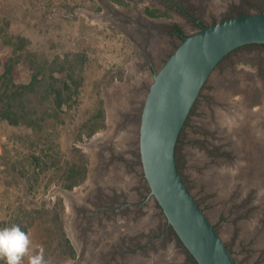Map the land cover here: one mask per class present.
<instances>
[{"label": "rangeland", "instance_id": "rangeland-1", "mask_svg": "<svg viewBox=\"0 0 264 264\" xmlns=\"http://www.w3.org/2000/svg\"><path fill=\"white\" fill-rule=\"evenodd\" d=\"M250 1L251 4L264 6V0ZM124 2L125 6H113L114 2L111 0H0V93L7 65L12 66L10 78L15 85L28 84L32 75L40 69L42 75H45L44 81H40L36 91L22 99L28 110L26 116L36 122V126L29 127L23 122L22 125L13 126L7 121H0V227L12 223L20 225L22 230L30 233L34 243L44 246L45 259L49 264H77V261L68 255L65 239H69L73 245L72 207L73 203L79 202L86 194L88 183L86 181L72 191L65 190L62 188L64 173L70 166L79 164L80 154L89 158L88 166L95 163L94 154L97 147H100L106 138L113 137L119 116L117 112V115L111 113V110L115 108L124 112L122 110L130 109L134 112L131 107L142 108L152 82V75H149L139 91H134L141 83L131 80L130 76L137 73L135 63L140 62L142 58L129 36L118 27L116 19L122 14H141L147 8H164V2ZM234 2L239 3L238 0H191L190 5L193 8L190 9L209 21L210 17L218 18L226 6ZM172 12L173 17L170 15L167 20L155 19L153 24H176L185 34L197 31L186 22L178 10L173 9ZM179 43L178 39L170 38L166 34L159 38L157 45L165 51L162 50L161 61H157L156 68L161 67ZM168 44H172V47ZM62 66L65 74L73 72L74 76L81 80L78 96L69 103L70 105L57 110L53 96L46 95L44 90L49 83L51 69L56 70L53 73L56 78H63V73L58 70ZM218 77L223 79V76H218V71L213 72L206 86L216 82ZM227 78L225 77L223 82L229 87L230 81ZM130 82L132 87L127 86ZM70 84L72 85L71 82ZM204 92L206 93L207 89ZM99 112L101 117L96 118ZM91 123L98 126V130L88 138L86 125ZM138 127L135 123L132 127L134 131L129 133L130 145L124 146L122 138L117 139L115 146L119 148L113 147L116 148V153L123 149L137 150ZM198 131L199 128L191 130L190 140L199 139ZM191 142L184 149L200 156L198 144ZM104 144L114 146L110 141H104ZM45 155L49 158L47 165L38 167L34 158H44ZM181 158L182 151L178 164L188 176L186 181L192 195L198 200L211 196L210 184H207L209 187H205L206 190L199 186L201 170L196 166H185ZM142 174L139 167L138 176L143 180ZM205 181L210 182L211 177ZM143 195L145 190L140 191V196ZM205 199L201 200V205L213 220V216L224 208L220 206L223 202L213 204V198L204 201ZM140 212L137 220L135 218L133 222H128L125 219L123 226L119 225L118 228V231L125 235H139L136 240L139 241L136 252L140 257L138 260L141 261L129 264H148L143 259L145 250L142 245L147 242V235L160 234L166 220L157 207L152 210L145 206ZM218 227L226 237L228 232L230 234L229 221H223ZM262 233L258 234L259 237L255 238V241H263ZM160 239H155L152 254L154 262L150 264L182 263L185 259L183 248L177 246L174 241L163 247ZM108 245L110 239L103 237L94 246L91 254ZM126 248L133 249L129 246ZM241 248L243 246H233L236 257H247L251 264L252 260L264 261L258 251L250 257ZM129 258L130 256H127V260H131ZM0 264L3 262L0 261Z\"/></svg>", "mask_w": 264, "mask_h": 264}, {"label": "flooded vegetation", "instance_id": "flooded-vegetation-1", "mask_svg": "<svg viewBox=\"0 0 264 264\" xmlns=\"http://www.w3.org/2000/svg\"><path fill=\"white\" fill-rule=\"evenodd\" d=\"M157 1L164 2V8H159L168 11L171 16L173 9L178 10L186 22L197 30L202 26H212L224 19L252 11L264 13L263 5L251 4L250 0H238V4L235 2L228 4L218 18L210 17L211 19L207 21L190 9L193 8L190 5L191 0ZM144 14L150 16L146 12ZM116 20L118 27L138 48L139 56L142 58L140 62L135 63L137 73H132L130 76L131 80L141 83L134 89L138 92L149 75L153 76L158 69L157 61H161V52L165 51L157 45L159 38L166 34L181 41L186 34L179 25L153 24L143 19L139 13L122 14ZM177 27L181 29V33L177 32ZM168 46L172 47V44ZM215 71H218V76H223V79L228 77L229 87L225 86L223 79L219 77L207 87V80L179 135L176 162L190 193L191 188L186 181L188 176L182 172L178 164L180 151L185 166H196L201 170V176L198 178L199 186L206 190L205 187H209L207 184H210L212 188L211 196L202 199L207 201L211 197L213 204L223 202L220 206L224 208L211 220L201 205L202 199L198 200L192 193L191 195L230 250L235 263L251 264L247 257H236L233 246H243L241 250L244 249L250 257L253 253L256 254L255 251L264 257V239L262 242L255 241V238L259 237L258 234L261 232L262 235L264 234V45L249 44L237 48L217 65ZM131 83L127 86L132 87ZM205 89H207L206 93ZM136 107H131L134 112L130 109L122 110L124 112L115 108L111 110V113L119 116L113 137L106 138L101 146L97 147L94 154L95 163L88 166L87 178L84 181L88 183L86 194L79 202L73 203L72 246L77 264H129L135 261L139 263L141 260H138L140 257L136 252L139 246V241L136 240L139 235H125L122 231H118L119 225L123 226L125 219L128 222H133L135 218L137 220L141 213L140 209L145 206L152 210L157 207L163 214L156 200L149 194L150 189L144 175L142 174V178L145 182L139 179V167L142 169L139 146L137 150L132 148L123 149L118 153L114 151L119 148L115 146L118 138H122L121 142L124 146L130 145L129 133L131 130L134 131L132 127L135 123L140 125L142 108ZM196 128H199L200 137L197 140H190L191 130ZM104 141H110L114 146L104 144ZM190 141L198 144L200 156L184 149ZM209 177L211 181H205ZM143 190L145 195L141 197L140 191ZM225 220L231 225L230 234L229 232L227 234V237H230L228 239L218 227ZM103 237L110 239V245L91 254L94 246ZM146 238L147 242L142 245L145 250L143 259L146 263L154 262L152 254L155 249V239L161 238L163 247L174 241L177 246L183 248L185 259L180 264H193L166 220L160 234H149ZM127 246L133 249L130 250L126 248ZM127 256H130L131 260H127ZM252 262L264 263L262 259Z\"/></svg>", "mask_w": 264, "mask_h": 264}, {"label": "water", "instance_id": "water-1", "mask_svg": "<svg viewBox=\"0 0 264 264\" xmlns=\"http://www.w3.org/2000/svg\"><path fill=\"white\" fill-rule=\"evenodd\" d=\"M264 45V13L237 15L186 34L152 76L140 115L139 154L150 196L196 264H236L186 187L176 162L179 135L204 85L232 51Z\"/></svg>", "mask_w": 264, "mask_h": 264}, {"label": "trees", "instance_id": "trees-1", "mask_svg": "<svg viewBox=\"0 0 264 264\" xmlns=\"http://www.w3.org/2000/svg\"><path fill=\"white\" fill-rule=\"evenodd\" d=\"M112 1L118 5L125 6L124 0ZM145 11L153 18L170 17L168 11H163L161 9L147 8ZM176 29L178 33L182 32L179 27H177ZM11 69V65H7L5 69L3 89L0 93V121H7L8 124L13 126L22 125L21 122H23V124L29 127H35L36 122H32L31 120H29V117L26 116L28 115V110L26 103H24L22 99L27 94H31L36 91L37 86L40 84V81H44L45 75H42V69H40L32 75L31 81L28 84L15 85L10 78ZM58 70L59 72L63 73V78H56L53 75L56 70L51 69L50 75L48 77L49 83L44 91L46 95L53 96L54 105L57 110H60L63 108V106L70 105L69 103L78 96V89L81 79H78V77L74 76L73 72H67L65 74V69L63 66ZM70 82L72 83V85L70 84ZM100 117L101 112L96 115V118ZM86 126L88 129L87 137L90 138L98 130V126H96L94 123ZM80 157L81 159L79 161V164L70 166L69 169L64 173V184L62 185V188H64L65 190L71 191L74 187L83 183L87 178L89 158H87L83 154H80ZM48 159V156L45 155L44 158H34V162L38 167H41V165L46 166ZM65 244L69 257L71 259H74L75 250L69 239H65ZM188 255L192 260V263L196 264L195 260L190 256V254Z\"/></svg>", "mask_w": 264, "mask_h": 264}, {"label": "clouds", "instance_id": "clouds-1", "mask_svg": "<svg viewBox=\"0 0 264 264\" xmlns=\"http://www.w3.org/2000/svg\"><path fill=\"white\" fill-rule=\"evenodd\" d=\"M0 261L3 264H49L44 246L34 243L30 233L15 223L0 227Z\"/></svg>", "mask_w": 264, "mask_h": 264}, {"label": "crops", "instance_id": "crops-1", "mask_svg": "<svg viewBox=\"0 0 264 264\" xmlns=\"http://www.w3.org/2000/svg\"><path fill=\"white\" fill-rule=\"evenodd\" d=\"M112 1V0H111ZM112 5L113 6H115V3H112ZM145 10V9H144ZM146 12V11H145ZM144 11L141 13V15H142V18L143 19H145L146 21H148V22H153V21H155V19H166V18H152V17H150V16H147L146 14H144L145 13ZM167 20V19H166Z\"/></svg>", "mask_w": 264, "mask_h": 264}]
</instances>
